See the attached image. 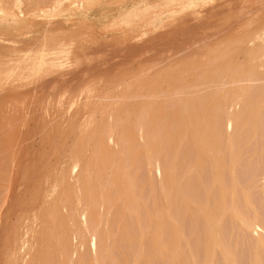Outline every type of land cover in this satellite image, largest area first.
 <instances>
[{
  "label": "rangeland",
  "instance_id": "obj_1",
  "mask_svg": "<svg viewBox=\"0 0 264 264\" xmlns=\"http://www.w3.org/2000/svg\"><path fill=\"white\" fill-rule=\"evenodd\" d=\"M263 54L264 0H0V264H264Z\"/></svg>",
  "mask_w": 264,
  "mask_h": 264
},
{
  "label": "bare ground",
  "instance_id": "obj_2",
  "mask_svg": "<svg viewBox=\"0 0 264 264\" xmlns=\"http://www.w3.org/2000/svg\"><path fill=\"white\" fill-rule=\"evenodd\" d=\"M87 1H88V0H87ZM80 2H81V1H80ZM88 3H89V2H88ZM256 45H257V44H256ZM253 46H255V44H254ZM257 46L259 47V44H258ZM257 46H255V48H256ZM258 50H259V48H258V49H254V47H253V50H252V51H253V52H257ZM263 57H264V54H263ZM262 67L264 68V65H263ZM239 91H240V90H239ZM242 91H243V90H242ZM242 91H240V92H242ZM238 93H239V92H238ZM236 94H237V93H236ZM241 96H242L241 93L237 94V97H238V98H240ZM137 104H138V103H137ZM118 116H119V115H118ZM78 127H79V126H78ZM78 129H80V128H78ZM78 129H77V130H78ZM88 132H91V131H88ZM93 134H94V133H93ZM93 134H92V135H93ZM144 134H145V132H143V131H140V133L138 134L142 140H143V138H144ZM148 134H149V132H148ZM79 135H80V134H79ZM88 135L90 136L91 134L88 133ZM88 135H87V137H88ZM87 137H86V138H87ZM88 138L90 139V137H88ZM97 140H98V139H97ZM94 143H95V140H94ZM151 143H152V141H151ZM97 145H98V144H97ZM86 146H88V145H86ZM99 146H100V145H99ZM90 147H91V146H90ZM84 148H85V147H84ZM94 149H95V148H94ZM83 150H86V149H83ZM146 150H147V149H146ZM73 151H74V150H73ZM92 151H94V150H92ZM85 152H86V151H85ZM96 152H97V151H96ZM76 153L79 154V152H75V155H76ZM93 153L95 154V152H93ZM72 155H73V154H72ZM73 156H74V155H73ZM73 156H71L70 158H72ZM77 156H79V157H78L79 159H81V160L83 159V158H80V155H76L75 157H77ZM73 159H74V157H73ZM73 159H72V160H73ZM75 159H76V158H75ZM79 159H76V160L73 161L72 169H73L75 172H73L74 175L72 176V178L74 177V179H72V182H74V183H72V182H71V183H72L73 185L75 184V187H73V188H74V189L76 188V190H77V194L75 195V197H76L75 202L77 201L78 203L83 204V205H80V206H82V208H81L80 211H79L78 209H76L75 207H73V208H75L74 210L79 211V213H78V212H75V213H78V214H79V215L76 214V215L79 216V218H80V219H79V218L77 217L78 220H79V224H81L80 226L83 225V226H84V229H85V228H86V221H87V220H90V215L93 216V218H92V220H93V219L95 218V213H97V211L95 210V212L93 213V212H90V210H89V206H90V204H91V197L94 196V195L91 196V194H92V190H91L92 186L90 185L91 183H89L88 181H86L87 179L89 180L90 178H88V176H85V177H86V178H85V181H86V182H85V181H81V180H83L82 178L79 179V173H83V174L85 175V173L87 172L86 175H88V170H86V169H88V168H87V167H88V166H87L88 163H86V164L84 163V165H86V167H85V166L81 163V160H79ZM72 160H71V161H72ZM94 161H95V160H94ZM97 162H98V161H97ZM217 162H218V160H217ZM70 163H71V162H70ZM62 164H63V163H62ZM99 164H100V163H99ZM217 164H218V163H217ZM59 165H60V164H59ZM81 165L84 166V167H83L84 172L81 171L82 169H80V168H81ZM217 167H219V164L216 165V168H215V169H217L216 172H219V171H220V170H219L220 168H217ZM90 169H91V168H90ZM73 170H72V171H73ZM218 170H219V171H218ZM67 171H68V170H67ZM80 171H81V172H80ZM91 171H92V170H91ZM60 172H61V171H60ZM66 173H67V172H66ZM90 174H91V173H90ZM216 174H217V173H216ZM57 175H58V174H57ZM80 175L83 177L82 174H80ZM63 176H64V175H63ZM75 176H76V179H75ZM83 178H84V177H83ZM168 178H170V175L168 176ZM57 180H58V179H57ZM64 180H66V179L64 178ZM74 180H76V181H74ZM53 181H54V180H53ZM68 181H70V180H68ZM59 182H60V181H59ZM66 182H67V181H66ZM82 182H83V183H82ZM84 183H85V185H87V186H85ZM54 185H55V184H54ZM59 185H60V184H59ZM73 185H70V187H72ZM83 185H84V186H83ZM64 186H65V185H64ZM70 187H69V188H70ZM55 188L57 189V188H60V187H56V186H55ZM55 188H54V190L52 189V191H53L52 194L54 195V198H52V199H53V200H52V203H53V204H50V205H52V206L54 205L52 208H57V207H56V201H57V200L60 201V200L62 199V201L64 202V201H65V197H66L65 195H68V194H67L68 191H67V190L65 191L64 188L62 189L61 192H59V194H58V193H56L57 195L54 194V193L56 192V189H55ZM73 188H70V193H71L72 196L75 194V191L73 192L74 194L72 193V189H73ZM171 188H172V187H171ZM74 189H73V190H74ZM82 189H85L84 191H82V192H84V194H82V192H79V191L82 190ZM98 189H99V188H98ZM57 191H58V190H57ZM47 192H48V191H47ZM47 192H46V193H47ZM66 192H67V193H66ZM64 194H65V195H64ZM101 194H102V193H101ZM83 195H84V196H83ZM48 196H49V195H48ZM59 196H60V197H59ZM43 197H45V196H43ZM68 197H69V196H68ZM101 197H102V196H101ZM63 198H64V200H63ZM102 198H103V197H102ZM55 199H56V200H55ZM59 199H60V200H59ZM72 199H73V198H72ZM83 199H84V200H83ZM67 200H70V198H68ZM73 200H74V199H73ZM100 200H102V199H100ZM62 201H61V204L67 203V206H68V204H69L68 201H66V202H64V203H63ZM70 201H71V200H70ZM70 201H69V202H70ZM93 201H95V200L93 199ZM43 204H44V203H43ZM58 204H60V203H57V205H58ZM77 205H78V204H77ZM77 205H75V206H77ZM69 206H70V205H69ZM60 207H61V206H60ZM47 209H48V208H47ZM63 209H64V208H63ZM48 210L50 211V208H49ZM48 210H47V212H48ZM201 210H202V209H201ZM203 210H204V209H203ZM203 210H202V212H203ZM206 210H207V209H206ZM69 211H70V210H69ZM51 212H52V210L50 211V213H51ZM63 212H64V211H63ZM205 212H206V211H205ZM205 212H204V213H205ZM52 213H53V212H52ZM52 213H51V214H52ZM51 214H49V215H51ZM54 214H56V211H55ZM54 214L51 215L52 218H53V216L56 217ZM67 215H68V214H67ZM204 215L206 216V218H207V220H208V222H209V224H210V220H212V219L209 220V218H208V217H209V216H208L209 213L206 212V214H204ZM235 215H236V214H235ZM37 216H38V215H37ZM51 216H50V217H51ZM70 216H71V215H70ZM66 217H68V216H66ZM45 218H46V217H45ZM50 219H51V218H50ZM53 220H54V219H53ZM53 220H52V222H53ZM50 221H51V220H50ZM60 221H61V220H60ZM60 221H59V222H60ZM66 221H67V220H66ZM68 221H69V220H68ZM54 222H55V221H54ZM54 222H53V223H54ZM80 222H81V223H80ZM56 223H57V222H56ZM66 223H67V222H66ZM71 223H72V222H71ZM57 224H58V223H57ZM21 225H22V224H21ZM50 225H52V224H50ZM50 225H49V226H50ZM65 225H66V224H65ZM69 225H72V224H69ZM28 226H29V225H28ZM52 226H53V225H52ZM61 226H62V225H61ZM83 226H82V227H83ZM210 226L214 227L213 224L210 225ZM66 227H67V225H66ZM47 228H48V227H47ZM70 228H71V227H70ZM80 228H81V227H80ZM71 229H72V228H71ZM77 229H78V227H77ZM47 230H48V229H47ZM50 230H52V227L50 228ZM210 230H211V229H210ZM210 230H209V231H210ZM22 231H23V230H22ZM44 231H45V230H44ZM48 231H49V230H48ZM48 231H47V232H48ZM83 231H84V230H83ZM211 231H213V232H211ZM211 231H210V232H211L210 234L214 233V230H211ZM81 232H82V231H81ZM173 232L175 233L174 230H173ZM215 232H216V231H215ZM44 233H45V232H44ZM50 233H51V231H50ZM214 234H216V233H214ZM39 235L41 236V239H40V240H42L43 235H41V234H39ZM48 235H49V233H48ZM51 235H52V233H51ZM51 235H49V236H51ZM174 235H175V234H174ZM176 235H177V233H176ZM54 236H55V235H54ZM58 236H59V235H58ZM81 236H83V235H81ZM212 236H214V235L212 234ZM215 236H216V235H215ZM215 236H214V238H215ZM25 237H26V236H25ZM45 237H46V236H45ZM51 237H52V236H51ZM59 237H60V236H59ZM59 237H58V239H59ZM65 237H66V236H65ZM26 238H27V237H26ZM26 238H25V240H26ZM28 238H29V237H28ZM75 238H76V236H75ZM212 238H213V237H212ZM214 238H213V239H214ZM258 238L261 240V237H260V236H258ZM37 239H38V238H37ZM210 239H211V238H210ZM213 239L209 241V244L211 243V241H214V242H215V239H216V238H215L214 240H213ZM40 240H39V241H40ZM81 240H82V239H81ZM81 240H80V241H81ZM174 240H176V239L174 238ZM174 240H173V241H174ZM216 240H217V239H216ZM41 242H42V241H41ZM214 242H212V243H214ZM26 243H29V242L26 240ZM30 243H31V242H30ZM42 243H43V242H42ZM42 243H41V246H42ZM59 243H60V240H59ZM72 243H73V241H72ZM74 243H75V242H74ZM78 243H79V242H78ZM81 243H82V242H81ZM81 243H79V244H77V245H80ZM21 244H22V243H21ZM23 244H24V243H23ZM215 244H216V242H215ZM215 244H214V245H215ZM43 245H44V244H43ZM77 245H75V246H77ZM210 245H211V244H210ZM23 246H24V245H23ZM26 246L28 247V245H26ZM72 246H73V245H72ZM75 246H74V248H75ZM27 247H26V248H27ZM34 247H35V246H33V249H34ZM37 247H38V246H37ZM43 247H44V246H42L41 249H40V250H42V251H40V250L36 251L38 254L41 253L40 255H38L37 253H34L35 256H34L33 258H35L34 260H35L36 263H37V260H38V259H37L38 256H39V257H43V256H45V253H46V252L43 251V250H45V248H43ZM59 247H60V246H59ZM23 249H24V248H23ZM29 249H30V248H29ZM59 249H60V248H59ZM78 249H79V246H78ZM24 250H25V249H24ZM68 250H69V249H68ZM79 250H80V249H79ZM34 252H35V250H34ZM69 252H71V251H69ZM73 252H75V251H73ZM73 252H72V253H73ZM79 252H80V251H79ZM32 253H33V252H32ZM32 253H31V254H32ZM72 253H71V254H72ZM76 253H77V252H76ZM42 254H43V255H42ZM41 255H42V256H41ZM58 255H59V254H58ZM11 256H12V255H11ZM61 256H62V255H61ZM68 256H70V255H68ZM7 257H8V256H7ZM45 257H46V256H45ZM29 259H30V258H29ZM31 259H32V258H31ZM40 259H41V258H40ZM40 259H39V261H40ZM71 259H72V256H71ZM34 260H33V261H34ZM92 260H93V259H92ZM28 261H29V260H28ZM28 261H27V262H28ZM33 261H32V262H33ZM39 261H38V262H39ZM41 261H42V260H41ZM174 261H175V260H174ZM27 262H25V263H27ZM61 262H62V261H61ZM61 262H60V263H61ZM90 262H91V260H90ZM7 263H8V262H7ZM14 263H15V262H14ZM29 263H30V261H29ZM29 263H28V264H29ZM63 263H64V261H63ZM63 263H62V264H63ZM30 264H31V263H30ZM40 264H41V263H40Z\"/></svg>",
  "mask_w": 264,
  "mask_h": 264
}]
</instances>
